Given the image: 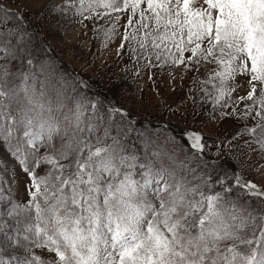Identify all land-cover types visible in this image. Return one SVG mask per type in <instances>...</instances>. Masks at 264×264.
Instances as JSON below:
<instances>
[{"label": "snow or ice", "instance_id": "1", "mask_svg": "<svg viewBox=\"0 0 264 264\" xmlns=\"http://www.w3.org/2000/svg\"><path fill=\"white\" fill-rule=\"evenodd\" d=\"M0 264H264V0H0Z\"/></svg>", "mask_w": 264, "mask_h": 264}, {"label": "rangeland", "instance_id": "2", "mask_svg": "<svg viewBox=\"0 0 264 264\" xmlns=\"http://www.w3.org/2000/svg\"><path fill=\"white\" fill-rule=\"evenodd\" d=\"M44 0H36V3H43ZM103 37L99 39H92V34L89 32L88 37H84L83 31L79 28L62 29L60 38L54 42L53 50L63 61V66L66 70H77L80 72H87L88 74H95L96 79L99 81L103 79L106 83L111 77L113 80L119 75L123 78L120 68L122 65H118L117 58L115 56V44H111L108 47H101V41ZM106 61V63H103ZM128 85L121 84V87H127ZM144 88V94L146 99L150 102H155V92L152 91V84L147 80L145 76L139 81ZM156 87L162 90H166V85L159 79V73H157ZM102 91V88L97 89ZM156 115H159L157 111ZM172 124V121H169Z\"/></svg>", "mask_w": 264, "mask_h": 264}]
</instances>
